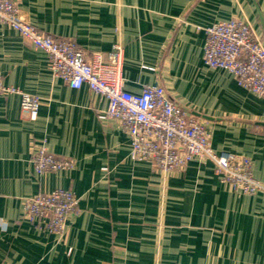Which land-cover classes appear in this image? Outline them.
Returning <instances> with one entry per match:
<instances>
[{
  "label": "crops",
  "instance_id": "0c3cea01",
  "mask_svg": "<svg viewBox=\"0 0 264 264\" xmlns=\"http://www.w3.org/2000/svg\"><path fill=\"white\" fill-rule=\"evenodd\" d=\"M45 35L74 41L88 55L122 49L125 90L159 83L201 120L216 152L252 161L264 184V98L204 62L205 29L247 21L264 45V0H18ZM4 84L41 99L35 121L19 95L0 96V264H264V194L234 192L207 160L163 177L131 159L120 125L102 121L104 97L71 89L44 51L0 25ZM46 142L74 169L37 175ZM57 189L79 199L59 234L23 216L24 200Z\"/></svg>",
  "mask_w": 264,
  "mask_h": 264
},
{
  "label": "built area",
  "instance_id": "2783aa9c",
  "mask_svg": "<svg viewBox=\"0 0 264 264\" xmlns=\"http://www.w3.org/2000/svg\"><path fill=\"white\" fill-rule=\"evenodd\" d=\"M0 25L17 30L35 48L44 51L49 69L71 89L87 86L108 101L99 115L102 121L113 120L131 143L130 156L136 163H146L166 177L184 170L194 159L210 161L234 192L244 195L264 194V184L252 171V161L230 152H216L205 124L178 105L159 83L145 85L139 94L125 90L122 76L123 54L116 47L106 57H92L74 41L43 34L28 23L18 0H0ZM204 62L211 69L231 73L238 84L253 95L264 98V45L251 25L241 19L220 21L205 29ZM19 95L25 117L35 121L41 99L6 86L0 74V96ZM31 163L37 175L70 171L73 160L53 154L46 142L33 152ZM79 199L71 190L57 189L24 200L23 216L37 230L61 234Z\"/></svg>",
  "mask_w": 264,
  "mask_h": 264
}]
</instances>
